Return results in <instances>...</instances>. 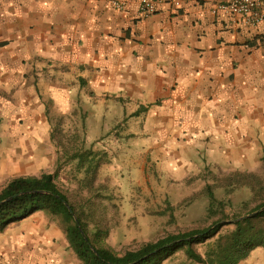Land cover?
Returning <instances> with one entry per match:
<instances>
[{"label":"crops","instance_id":"crops-1","mask_svg":"<svg viewBox=\"0 0 264 264\" xmlns=\"http://www.w3.org/2000/svg\"><path fill=\"white\" fill-rule=\"evenodd\" d=\"M140 2L0 0V137L9 160L25 155L10 174L37 176L43 147L32 149L51 137L50 108L85 118V102L145 115L176 182L264 164V23L214 14L215 0H163L149 17ZM35 215L20 234L0 233V264H82ZM240 264H264V248Z\"/></svg>","mask_w":264,"mask_h":264},{"label":"rangeland","instance_id":"rangeland-1","mask_svg":"<svg viewBox=\"0 0 264 264\" xmlns=\"http://www.w3.org/2000/svg\"><path fill=\"white\" fill-rule=\"evenodd\" d=\"M13 101L19 100L14 98ZM109 103L107 107L101 108L94 102H85L83 110L88 113L85 118L78 112L62 114L50 108L47 116L52 131L55 129L57 132V139L38 141L34 144L36 149L32 150L35 152L43 147L42 154L37 157H42L44 165L36 171L37 176L44 172L53 174L56 183L72 201L90 196L97 198L96 213L110 230L105 245L116 254L123 256L127 251L139 250L146 243H155L170 235L221 224L223 228L219 234H226L234 229L235 223L230 222L257 212L255 209L258 205L264 203V164L252 172L257 174L260 183L253 182L250 186L234 188L215 187V197L224 204L222 206L215 203L211 209L212 200L207 194L194 201L189 200L206 185L216 184L217 179H225L234 171H211L212 167H209V171L176 182L173 179L177 175L162 168L164 156L152 150L155 142L149 134L151 123L145 115L132 116L130 108L124 109L123 106ZM111 104L121 108L119 116L110 108ZM3 125L0 122V129ZM74 148L107 152L109 163L101 168L97 181V186H106V189L100 191V197L93 195V192L88 194L80 190L83 174L78 171L77 162L69 160L67 156ZM10 153L8 140L0 137V192L11 179L18 177V173L10 174L9 171L25 162V155L18 157L19 153H16V161L9 160ZM31 157L30 160H33L35 154ZM188 175L184 173L181 178ZM37 213L34 220L31 219L33 224L44 223L65 234L60 218L42 211ZM27 222L30 221L11 225L6 231L8 237L11 236L10 231L20 234ZM216 238L195 245V250L205 256ZM163 264L200 263L189 260L185 250H180Z\"/></svg>","mask_w":264,"mask_h":264},{"label":"trees","instance_id":"trees-1","mask_svg":"<svg viewBox=\"0 0 264 264\" xmlns=\"http://www.w3.org/2000/svg\"><path fill=\"white\" fill-rule=\"evenodd\" d=\"M56 134L54 129L50 137L52 141H56ZM67 156L69 160L77 162V169L83 174L80 190H85L88 194L93 192V195L100 197V191L106 189V186L99 184L97 186V181L101 168L109 163L107 152L97 153L92 148L85 150L74 148ZM253 182H261L256 173L232 172L225 179H217L216 184L206 185L189 200L194 201L201 195L207 194L212 200L210 206L213 209L215 203L224 205L216 199L215 187H243L250 186ZM43 191L51 194L41 193ZM18 194H20L18 197L0 204V233H4L11 225L20 223L37 212H45L61 219L69 246L82 264H134L155 251H157L155 254L137 264H163L180 250H185L189 260L200 264H240L252 251L259 247L264 248V211H262L252 218L235 223L234 229L223 235L219 234L222 225L215 228L211 226L202 230L170 235L120 256L105 245L110 230L104 226L103 219L96 213L97 198L90 196L72 201L67 192L56 183L55 176L46 172L40 176H20L11 179L0 192V203ZM66 203L74 211L79 224L70 214ZM262 208L264 203L258 205L255 211ZM214 238L216 240L206 251L205 256L195 250V245L205 244ZM170 244V247H165Z\"/></svg>","mask_w":264,"mask_h":264},{"label":"built area","instance_id":"built-area-1","mask_svg":"<svg viewBox=\"0 0 264 264\" xmlns=\"http://www.w3.org/2000/svg\"><path fill=\"white\" fill-rule=\"evenodd\" d=\"M128 0H110L117 10H124ZM163 0H141L140 12L149 17L157 13ZM180 6V1H175ZM223 13L237 17L245 24L259 26L264 23V0H215L214 14Z\"/></svg>","mask_w":264,"mask_h":264},{"label":"water","instance_id":"water-1","mask_svg":"<svg viewBox=\"0 0 264 264\" xmlns=\"http://www.w3.org/2000/svg\"><path fill=\"white\" fill-rule=\"evenodd\" d=\"M41 193H43V194H51L50 192H46V191H43V192H41ZM19 195H20V194L15 195V196H13V197H10V198H8L7 200L1 202L0 204H2V203H4V202H7V201H10V200H12V199L18 197ZM66 206L68 207L70 214H72V215L74 216V218H75L77 224H79L78 219H77V217H76L74 211L72 210V208H71L67 203H66ZM262 211H264V208L258 210L257 212H254V213H252V214H249V215L243 216V217H241V218H238V219L235 220L234 222H230V223H237V222H240V221H244V220H246V219H249V218H252V217L258 215V214L261 213ZM221 225H222V224H221ZM213 228H215V227H213ZM83 234H84V233H83ZM170 246H171V244H170V245H167V246H165V247H170ZM156 252H157V251L153 252L152 254L148 255L147 257H149V256H151V255H153V254H155ZM147 257H145V258H147ZM145 258H143V259H145ZM143 259H142V260H143ZM142 260H140V261H142ZM140 261H138V262H136V263H134V264H137V263H139Z\"/></svg>","mask_w":264,"mask_h":264}]
</instances>
